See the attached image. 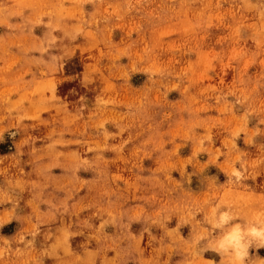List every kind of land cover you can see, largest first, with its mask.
<instances>
[{"label": "rangeland", "instance_id": "374dc122", "mask_svg": "<svg viewBox=\"0 0 264 264\" xmlns=\"http://www.w3.org/2000/svg\"><path fill=\"white\" fill-rule=\"evenodd\" d=\"M214 209L264 214V0H0V264H227Z\"/></svg>", "mask_w": 264, "mask_h": 264}, {"label": "clouds", "instance_id": "9594fccd", "mask_svg": "<svg viewBox=\"0 0 264 264\" xmlns=\"http://www.w3.org/2000/svg\"><path fill=\"white\" fill-rule=\"evenodd\" d=\"M211 230L205 251L215 252L227 264H251L250 250L254 246L264 248V214L255 220L241 218L238 221L235 212L214 209Z\"/></svg>", "mask_w": 264, "mask_h": 264}]
</instances>
